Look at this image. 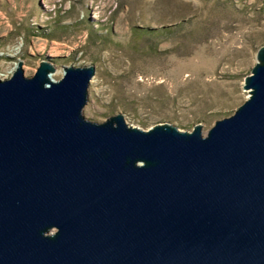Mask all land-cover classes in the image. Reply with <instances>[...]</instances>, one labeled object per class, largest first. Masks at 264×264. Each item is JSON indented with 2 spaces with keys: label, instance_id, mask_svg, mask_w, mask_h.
Here are the masks:
<instances>
[{
  "label": "water",
  "instance_id": "1",
  "mask_svg": "<svg viewBox=\"0 0 264 264\" xmlns=\"http://www.w3.org/2000/svg\"><path fill=\"white\" fill-rule=\"evenodd\" d=\"M234 112L180 131L81 112L93 65L0 78V264H264V44Z\"/></svg>",
  "mask_w": 264,
  "mask_h": 264
},
{
  "label": "rangeland",
  "instance_id": "2",
  "mask_svg": "<svg viewBox=\"0 0 264 264\" xmlns=\"http://www.w3.org/2000/svg\"><path fill=\"white\" fill-rule=\"evenodd\" d=\"M264 44V0H0V78L93 65L82 114L180 131L232 114Z\"/></svg>",
  "mask_w": 264,
  "mask_h": 264
},
{
  "label": "bare ground",
  "instance_id": "3",
  "mask_svg": "<svg viewBox=\"0 0 264 264\" xmlns=\"http://www.w3.org/2000/svg\"><path fill=\"white\" fill-rule=\"evenodd\" d=\"M56 73H57V71H55V70H54L53 72H50V78L53 79ZM1 75H6V73H0V76H1ZM247 91H248V90H247Z\"/></svg>",
  "mask_w": 264,
  "mask_h": 264
}]
</instances>
